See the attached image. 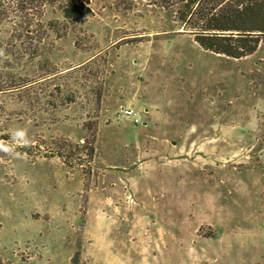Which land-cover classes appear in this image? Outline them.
<instances>
[{
    "label": "rangeland",
    "instance_id": "374dc122",
    "mask_svg": "<svg viewBox=\"0 0 264 264\" xmlns=\"http://www.w3.org/2000/svg\"><path fill=\"white\" fill-rule=\"evenodd\" d=\"M83 1L0 19V140H30L0 152V264H264V42L232 60L178 0Z\"/></svg>",
    "mask_w": 264,
    "mask_h": 264
},
{
    "label": "trees",
    "instance_id": "16d2710c",
    "mask_svg": "<svg viewBox=\"0 0 264 264\" xmlns=\"http://www.w3.org/2000/svg\"><path fill=\"white\" fill-rule=\"evenodd\" d=\"M178 3L182 5V23L192 28L194 42L205 52L242 60L253 56L264 42V0ZM46 7L60 12L66 25L77 24L91 15L83 0H0V19L19 12L35 20L44 15ZM93 151L91 148V154Z\"/></svg>",
    "mask_w": 264,
    "mask_h": 264
},
{
    "label": "clouds",
    "instance_id": "9594fccd",
    "mask_svg": "<svg viewBox=\"0 0 264 264\" xmlns=\"http://www.w3.org/2000/svg\"><path fill=\"white\" fill-rule=\"evenodd\" d=\"M2 54V51H0V55ZM18 144L24 146L30 144V140L27 137V132L24 129L14 130L11 134V138L9 141L0 140V152H4L6 154H13L15 151V146Z\"/></svg>",
    "mask_w": 264,
    "mask_h": 264
},
{
    "label": "built area",
    "instance_id": "2783aa9c",
    "mask_svg": "<svg viewBox=\"0 0 264 264\" xmlns=\"http://www.w3.org/2000/svg\"><path fill=\"white\" fill-rule=\"evenodd\" d=\"M122 113L126 118L131 119L135 124H139V115L133 110L123 109Z\"/></svg>",
    "mask_w": 264,
    "mask_h": 264
}]
</instances>
